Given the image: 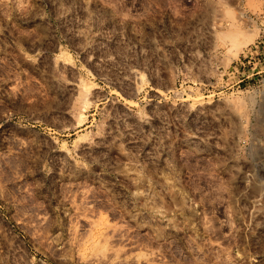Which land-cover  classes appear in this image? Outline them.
Returning a JSON list of instances; mask_svg holds the SVG:
<instances>
[{
	"label": "rangeland",
	"instance_id": "1",
	"mask_svg": "<svg viewBox=\"0 0 264 264\" xmlns=\"http://www.w3.org/2000/svg\"><path fill=\"white\" fill-rule=\"evenodd\" d=\"M0 264H264V0H0Z\"/></svg>",
	"mask_w": 264,
	"mask_h": 264
}]
</instances>
